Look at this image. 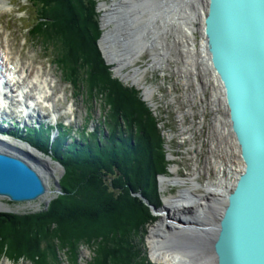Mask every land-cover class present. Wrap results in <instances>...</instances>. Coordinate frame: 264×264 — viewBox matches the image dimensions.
I'll list each match as a JSON object with an SVG mask.
<instances>
[{
    "label": "trees",
    "instance_id": "16d2710c",
    "mask_svg": "<svg viewBox=\"0 0 264 264\" xmlns=\"http://www.w3.org/2000/svg\"><path fill=\"white\" fill-rule=\"evenodd\" d=\"M26 1L35 18L31 38L52 52L73 88L88 89L90 98L101 92L106 113L71 143L62 125L26 128L24 140L62 166V194L43 212L0 213V257L63 264V253L65 264H78L87 248L89 264H151L143 242L155 218L140 196L161 207L156 176L166 173V161L155 118L137 91L111 79L104 66L94 0ZM51 129L58 130L54 142Z\"/></svg>",
    "mask_w": 264,
    "mask_h": 264
},
{
    "label": "bare ground",
    "instance_id": "6f19581e",
    "mask_svg": "<svg viewBox=\"0 0 264 264\" xmlns=\"http://www.w3.org/2000/svg\"><path fill=\"white\" fill-rule=\"evenodd\" d=\"M6 6H8L7 2L0 0V10L5 9ZM206 9L207 0H121L112 9L100 4L99 10L103 12L101 17L103 35L99 40L100 50L107 63L112 65L114 73L123 77L125 81L131 80L138 83L143 78L147 71L143 74L142 70L138 73L134 70L130 76H125L121 71L125 67L132 66L142 55L141 52L148 51L151 58L148 71H154L155 68L170 69L193 85L194 90L188 92L191 95L189 105L203 103L204 91L208 89L212 91V98L217 95L223 98L220 83L212 70L210 57L206 51L203 32ZM197 33L200 36L199 41L195 37ZM171 54L174 57H171ZM19 59L12 55L9 44L2 46L0 43V72L12 82L24 83L23 87L17 89L20 98L24 97V92L32 90L34 97L31 104L36 105L50 95V88L39 71H29ZM171 64L174 69L171 68ZM22 75L25 76L21 78ZM183 87L189 88L188 85H183ZM139 88L143 89L144 99L149 100L153 91L145 85H140ZM219 99L213 101L220 108ZM223 101L224 99L220 103L222 104ZM214 102L210 100L207 103L208 108L216 109ZM0 104L5 105L7 102L0 97ZM15 124L20 125L19 122ZM210 135L212 142L206 149L204 168L206 175H209V169L219 171V176L215 181L206 182L203 186L197 183L195 180L199 173L194 170L197 168L196 165L193 168L195 174H190L187 179L160 178L164 189H167L166 187L170 184L186 187L181 189L176 198L163 199L162 207L171 214L188 218L185 221L190 225L169 226L162 216V219L150 227L146 243L149 257L155 263L216 264L213 252H211L216 236L215 225L226 203L231 184L236 180L243 166L238 146L230 133L227 118L222 117L220 111L211 127ZM11 141L1 138L0 152L24 160L39 174L40 169L49 172L48 159L43 160L28 149H19L13 146ZM170 171L173 174L177 172L176 168ZM223 172L228 178V173H231L229 181L232 182H226L227 179L225 180L222 176ZM199 187L204 189L202 194L195 192V189H200ZM189 208L192 210L191 215L182 214L183 210H189ZM3 209H6V206L0 202V210ZM198 224L200 228L197 227V229L194 225ZM189 248L192 251L189 252Z\"/></svg>",
    "mask_w": 264,
    "mask_h": 264
},
{
    "label": "water",
    "instance_id": "95a60500",
    "mask_svg": "<svg viewBox=\"0 0 264 264\" xmlns=\"http://www.w3.org/2000/svg\"><path fill=\"white\" fill-rule=\"evenodd\" d=\"M203 25L206 51L223 94V116L243 166L217 218L211 252L216 264H264V0H207ZM46 193L36 170L0 152V198L23 203ZM140 198L169 226L189 224L188 218ZM191 212L189 208L182 214Z\"/></svg>",
    "mask_w": 264,
    "mask_h": 264
},
{
    "label": "rangeland",
    "instance_id": "374dc122",
    "mask_svg": "<svg viewBox=\"0 0 264 264\" xmlns=\"http://www.w3.org/2000/svg\"><path fill=\"white\" fill-rule=\"evenodd\" d=\"M3 1L5 3L7 2L8 6L4 7L5 9H1L2 11L0 10V43L1 45L4 46L6 45V43L9 44L12 55H14V57L18 59L20 58L19 60L21 64L28 67L29 71L31 70L39 71L41 73V76L48 83V86L50 88V95L47 96V98L45 99V102L43 104H38L36 107L31 109L30 112H33V114H41L42 116L45 115L48 118V122H50V124L62 122L67 127H74L75 130L72 131L69 139L66 138L67 143H71L72 141L77 140V138H79L77 137L78 134L82 135L85 129H89L91 131L95 129L97 125L102 123L101 119L106 113V110H104V97L102 96L101 92L95 93L93 95L94 97L90 98L88 97L90 95L88 89H85L84 87H77V86H74L73 88L71 83L67 81L66 79H64L62 71L58 69L55 62H53L52 52L46 50L42 45H40L38 42L33 40L28 33V29L33 23V21L35 20V18L26 0H3ZM94 1L96 3L95 10L98 15L97 21L99 24V32H100V36L98 40H100L103 35V30L101 28V17L103 15V12L99 10V5L104 4L108 6L109 9H112L113 6L118 4L121 0H94ZM111 27L112 29H114L113 26ZM195 37H196V40L198 41L200 40V36L198 33L195 34ZM97 41H96V47L100 53L104 66L108 68V72L111 74V79L117 80L118 83H120L125 88L136 90L141 101L149 109V105L147 101L144 100L143 91L139 89V87L140 85H144V82L146 86H150V87L156 86V85H159V81L161 80V78L159 77L160 76L159 72L148 71L149 69L148 65L149 63H151L149 52L148 51H145V53L141 52L142 55L138 57V59L134 62L132 66L125 67L121 71L125 76L132 75L134 70L136 73L142 70L143 74L147 71L145 75L143 76V78L140 81H138L139 83L138 84V83L132 82L131 80L129 81L127 79H126L127 81H125L124 79H122L123 77H119L114 73L112 65L107 63L106 59L101 53L99 42L97 44ZM172 54H171V57H174L173 56L174 54L173 55ZM23 76L25 75H22L21 77L23 78ZM170 82H171V79H167L165 85L168 86ZM12 88L13 90L16 89L13 86ZM158 89L160 90L159 95L162 96V99H164V101L170 100L172 94L178 93V91H176L175 89H173V91H171L170 93H168L167 90L162 89L160 87H158ZM45 105L47 107H45ZM149 111L151 112L150 109ZM210 119H211V116L209 115L208 112H206L205 117H204L206 129L212 126V120L210 121ZM19 121L22 123L23 118L19 119ZM155 121L157 123V120ZM28 122L30 121L28 120ZM170 126H172V124H170ZM170 126L168 128L171 131V133H168L166 130V127L164 129L162 125L160 127V130L157 127V129L159 130L161 141H162L163 153L164 155L168 154L172 156V159H173L171 163L172 166L178 167V171L176 169L177 172L175 173H177L178 177L184 179L188 176V173H191L190 167L193 164V161H190L188 159V155L186 153V148H187L186 146H182V147L177 146L174 144L175 142H171L172 145L166 144L167 138L169 136L173 138V136L169 134L174 133V126L173 127H170ZM11 144L19 149H23V150L28 149L30 151H33L43 160H47L46 157L39 154L34 149H31V148L29 149L19 143L12 142V141H11ZM209 145L210 144H208V146H205V148L208 149ZM25 146H29V145L25 144ZM204 154H205V151L202 150V156L201 158H199V161H198L200 167L202 166V163H203ZM49 162H50V165L47 168L49 172H45V169H40V174H39L42 177L43 182L46 186L47 193L43 197L35 201L23 202V203H14V202L8 201L7 199L0 198V202H2L6 206V209H3L5 210V212H0V213L15 214V215H32V214L46 211L48 209L52 201L58 195L62 194L59 181L64 174L62 173L61 168H59L51 160H49ZM167 165L168 163L166 161V172L168 168ZM209 170H208L209 175H206L203 172V174L207 176L206 182H209L211 180L215 181L216 179L214 177L219 176L218 175L219 171H217L216 169L214 170L209 169ZM224 171H227V170H224ZM192 174H195V171ZM160 175H163V174H160ZM160 175L156 176V185H157V193L159 196V201H160L161 206H163L162 205L163 199L168 198V197L176 198L178 193L181 191V189H184L186 187L183 188L180 186H175L173 184H170V186H174V187L164 189L161 186V181H160V184L158 182V177ZM222 176L223 178H225V180L226 179L228 180L224 172ZM204 181H205V176L204 177L201 176L198 179V183H203ZM204 184H200V185L203 186ZM203 191H204L203 188L197 189V191L195 189V192L199 194H202ZM151 215L153 216L152 213ZM153 217L155 218L154 221L151 224L148 223L145 227L146 232H145L143 243L145 246L147 260L151 264H158V263L153 262L150 259L149 249L146 243V237L148 236L150 227H152V225H154L159 220V217H156V216H153ZM188 251L190 252L192 251V249L189 248ZM59 257L62 263L65 264L67 260V256L61 253ZM90 258H91V252L87 248H82L79 253L78 264H89ZM0 264H33V263L29 259L21 258L19 261L12 262L6 257H2V258L0 257Z\"/></svg>",
    "mask_w": 264,
    "mask_h": 264
},
{
    "label": "built area",
    "instance_id": "2783aa9c",
    "mask_svg": "<svg viewBox=\"0 0 264 264\" xmlns=\"http://www.w3.org/2000/svg\"><path fill=\"white\" fill-rule=\"evenodd\" d=\"M172 66L173 65L171 64V68L174 69V66L173 67ZM154 71L160 73L159 77L161 78V80L159 81V85L152 86V87L146 86L144 82L145 87H148L150 88V90L153 91L151 98L149 100H145V99L144 100L147 101L149 105V109L151 110L153 117L155 118V120H157V127L159 128V130L162 125L164 129L166 127V130L168 133H171L168 127L170 126V124H172V126L170 127L174 126V133L169 134V135H172L173 138L169 136L167 138L166 144L172 145L171 142H175L174 144L177 146L187 147L186 153L188 155V159L190 161H193V164L190 167L191 173H188V176L193 173L194 165H196L197 168L194 170L197 171L199 175L197 176V179L195 181L198 183V179L201 176L203 177L205 176V181L203 183H199V184H204L207 178V176L202 173V172L205 173V170H206L204 168V165H205L204 158L207 156L205 155L206 154L205 146H208V144L212 142L210 131H211V127L213 126L214 120L217 117L218 111H220L221 116L224 117L223 116L224 109H223L222 104L220 103L221 97H219L220 95L219 96L217 95V97L212 98L211 97L213 95L212 91L208 89L204 91V95H203L204 102L203 103L198 102L194 105H189L188 101H190L189 99L191 95H189L188 92H191V90H194L193 85L187 83L184 79L176 75L175 71H172L170 69L160 70V69L155 68ZM167 79H171V82L168 86L165 85ZM183 85H188L189 88H184ZM158 87L167 90L168 93H170L171 91H173V89H175L176 91H178V93L172 94L170 100L164 101V99H162V96L159 95L160 90L158 89ZM139 89L143 91L142 88H139ZM217 98H220L218 101V105L221 106L220 108L216 105V102L213 101ZM210 100L215 103L216 109L208 108L207 103H209ZM201 110H203V112ZM206 112H208L209 115L211 116L210 121L212 120V126H210V128L208 127L207 129H206L205 122H204V117H205ZM202 150L205 151V154L203 155L204 156L203 163H202V166L200 167L198 161H199V158H201L202 156ZM165 160L168 163L167 165L168 168H167L166 174L160 175L158 177L159 184H160V178H174L176 176L177 178L183 180V178H180L177 176V173L173 174L170 172V170L173 169L174 167H176L178 171V167L172 166L171 164L173 161L172 156L168 154L165 155ZM228 175H229V178L227 177L228 178L227 181L232 182V181H229L231 178V173ZM187 177L184 179H187ZM214 178L216 179V176ZM170 187H174V186L169 185V187H166V188H170Z\"/></svg>",
    "mask_w": 264,
    "mask_h": 264
}]
</instances>
